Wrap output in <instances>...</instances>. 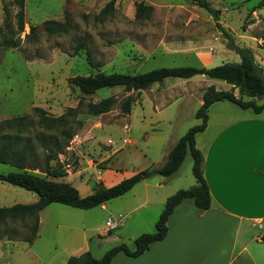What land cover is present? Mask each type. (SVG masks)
Returning a JSON list of instances; mask_svg holds the SVG:
<instances>
[{"label":"rangeland","instance_id":"obj_1","mask_svg":"<svg viewBox=\"0 0 264 264\" xmlns=\"http://www.w3.org/2000/svg\"><path fill=\"white\" fill-rule=\"evenodd\" d=\"M108 1L24 0L23 30L13 34L17 46H3L0 51V120L22 114L31 119L22 132L5 130L0 132V139H15L17 148H26V170L69 181L82 195L118 178L108 182L101 169L122 174L159 165L162 160L157 162L154 157L166 136L178 139L188 127L200 122L195 111L203 90L194 88V84L201 87L208 83L219 89L228 85L203 75L186 84L184 78L167 77L144 89L104 86L86 94L70 82L72 76L232 62L218 24L237 43L250 46L255 61L264 67V0H209L220 10L217 20L189 0H114L113 9L97 17ZM138 1L153 6L148 17H134ZM4 4L15 30L17 6L10 0H0V26L5 19ZM65 13L72 24L67 32L50 34L44 29V20L62 21ZM30 26L34 31L26 35ZM3 31L7 33L5 28ZM190 88L191 95L186 92ZM109 95L115 98L109 111L88 113L89 101ZM128 95L133 99L125 113L120 103ZM157 97H164L159 110L151 105ZM35 106L49 116H58L69 107L75 111L66 114L65 126L44 128L37 124ZM69 127L73 135L67 140L60 132H70ZM148 135L153 136L146 141ZM46 165L60 175L47 174ZM191 166L187 149L173 174L143 179L144 183H136L103 206L78 208L52 202L38 212L37 232L30 242L24 238L31 234L32 218L0 224V264H68L69 256L83 253L87 247L94 257L118 243L133 248L137 235L155 230L163 195L195 183ZM17 170L0 162L1 173ZM161 180L168 182L164 188L156 185ZM36 198L35 192L0 180V207ZM108 218L118 224L115 229L106 226Z\"/></svg>","mask_w":264,"mask_h":264},{"label":"trees","instance_id":"obj_2","mask_svg":"<svg viewBox=\"0 0 264 264\" xmlns=\"http://www.w3.org/2000/svg\"><path fill=\"white\" fill-rule=\"evenodd\" d=\"M10 1H13L17 6L14 15L16 29L12 30L11 28L10 21L8 20L9 10L4 4L5 19L3 26H0V43L2 44L0 51L3 46H17V40L13 37V34H17L23 30L24 0ZM189 1L206 10L215 20L218 19L220 10L213 7L209 0ZM113 3L114 0H109L101 8L97 17L113 9ZM152 11V5L138 1L135 3L134 17L136 19H143L148 17ZM218 26L225 39V47L238 54V62H223L209 67L205 65L162 66L145 72L135 73L98 71L91 74H77L70 78V82L86 94L93 93L97 88L104 86H123L125 90H139L155 82H161L167 77L188 78L196 74L218 78L229 83L231 85L229 89H219L213 84L203 88L201 94L202 102L195 111V117L200 122L188 127L185 133L178 138L175 144L169 149L166 160L161 166L138 170L109 186L100 183L91 193L82 195L69 181L53 180L45 175L26 170L28 160L26 148H17L15 146V139H0V162L18 168L17 171L0 172V180L31 190L37 195V198L32 202L1 206L0 224L6 223L7 221H21L32 218L33 223L30 226L31 234L24 238L25 241L30 242L37 232L38 212L48 204L60 202L78 208H88L102 204L110 198L122 195L136 183L151 175L159 174L169 176L173 174L183 161L187 149L192 156L191 167L195 183L188 188L177 189L166 197L162 211L155 222V230L153 232H144L137 235L133 240V248H129L125 243H118L106 250L99 257H94L89 251H85L79 255L69 256L67 263L107 264L119 251L131 256L139 255L152 242L160 240L165 236L168 216L181 200L190 198L193 204L199 209H207L211 204V197L202 171L203 155L195 146V134L205 128L209 105L215 101L227 100L241 108L251 109L254 113H259L264 109V100H262L264 98V67L255 61L253 50L250 46L237 43L228 31L219 24ZM43 27L50 34H61L67 32L72 27V24L69 20L68 13H65L62 21L55 19L44 20ZM3 28H5L7 33H4ZM33 31L34 27L30 26L29 33L26 35L32 34ZM132 99L128 95L120 103L122 112H129ZM114 102L115 98L113 95L103 97L98 101H89L87 103V111L92 115L105 113L110 110ZM33 110L38 115V126L51 128L55 125L65 126L66 114L73 113L75 108L69 107L66 112L58 116H49L42 108L37 106ZM30 123L31 119L26 114L0 120V132L10 130L20 133ZM69 130L70 132H60L67 140L73 135L70 127ZM44 171L52 176L60 175L58 171L50 168L48 165H46Z\"/></svg>","mask_w":264,"mask_h":264},{"label":"crops","instance_id":"obj_3","mask_svg":"<svg viewBox=\"0 0 264 264\" xmlns=\"http://www.w3.org/2000/svg\"><path fill=\"white\" fill-rule=\"evenodd\" d=\"M225 50L234 58L232 62L239 61L238 54ZM203 64L212 66L211 62ZM199 76L184 78V83H194ZM225 83L228 88L224 89H229L231 85ZM208 85L199 87L195 83L194 88L203 90ZM192 90L186 89V92L191 95ZM162 98L157 97L151 104L154 109L163 107ZM201 102L200 96L198 104ZM207 114L205 128L195 134V146L203 155L202 171L211 197L210 206L199 209L192 199L181 200L168 216L162 239L152 242L136 256L119 251L107 264H264V109L254 113L220 100L209 105ZM177 140L166 136L160 153L154 157L157 162L162 161L153 167L164 163ZM101 170L108 182L118 176L106 186L134 173ZM167 183L161 180L156 185L164 188ZM163 196L160 203L166 199Z\"/></svg>","mask_w":264,"mask_h":264},{"label":"built area","instance_id":"obj_4","mask_svg":"<svg viewBox=\"0 0 264 264\" xmlns=\"http://www.w3.org/2000/svg\"><path fill=\"white\" fill-rule=\"evenodd\" d=\"M105 224L109 229H115L118 225L116 222H113L110 218L106 220Z\"/></svg>","mask_w":264,"mask_h":264}]
</instances>
